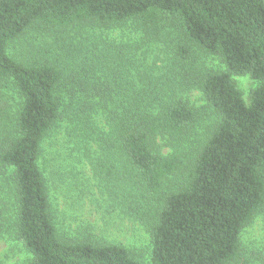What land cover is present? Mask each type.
<instances>
[{"label":"trees","instance_id":"trees-1","mask_svg":"<svg viewBox=\"0 0 264 264\" xmlns=\"http://www.w3.org/2000/svg\"><path fill=\"white\" fill-rule=\"evenodd\" d=\"M127 23L137 24L142 37L173 23L226 70L193 77L184 70L177 84L175 75H163L179 63L160 76L132 64L103 84L48 61L23 64L8 53L33 29ZM188 56L178 46L179 62ZM233 76L255 81L248 104ZM0 83L16 95L8 104L3 92L0 240H18L29 264H144L123 245L58 236L39 160L65 118L83 125L82 141L100 136L129 198L138 205L157 201L150 264H239L243 233L264 209V0H0ZM191 89L213 115L205 132L199 133L204 111L190 103ZM104 169L113 174L108 164Z\"/></svg>","mask_w":264,"mask_h":264},{"label":"rangeland","instance_id":"rangeland-1","mask_svg":"<svg viewBox=\"0 0 264 264\" xmlns=\"http://www.w3.org/2000/svg\"><path fill=\"white\" fill-rule=\"evenodd\" d=\"M138 29L135 23L94 25L84 30L76 27L67 31L38 28L12 43L8 53L23 64L48 61L68 75L77 73L81 79L88 78L103 84H107V80L118 79L123 71L131 70L132 64L141 72L160 76L179 63L175 71L163 75L165 80L175 75L177 84L184 70L190 77L194 72L226 70L219 57L188 44L173 23H166L156 33H147L144 37L136 33ZM137 37L141 38L139 43L143 42L135 49ZM178 46L189 51L188 58L182 62L176 57ZM232 80L248 104L255 81L249 76H233ZM3 92L8 104H14L10 95L16 98L11 89L3 90V83H0L1 127ZM188 97L194 107L203 108V128L199 133L205 132L206 125L213 121V115L198 90L191 89ZM70 123L71 120L65 118L57 124L44 142L39 160L58 236L64 241L123 245L144 264H150V230L157 201L138 205L129 198L130 189L116 180L118 162L111 152L104 151L103 144L98 141L100 136H93L95 140L90 139L88 143L82 141L83 125L77 120L72 122L76 127ZM98 127V132H101L103 123ZM84 132L88 134L87 130ZM198 138L190 144H196ZM89 143L90 147L87 146ZM168 151L166 149L164 153ZM105 164L111 167V176L104 171ZM175 183L176 180L171 181V184ZM241 241L239 264H264V209L245 229ZM30 261L31 255L18 240L12 237L0 240V264H29Z\"/></svg>","mask_w":264,"mask_h":264}]
</instances>
